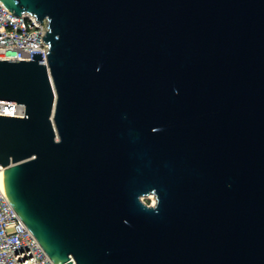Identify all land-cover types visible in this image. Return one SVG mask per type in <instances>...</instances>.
<instances>
[{
  "label": "water",
  "instance_id": "1",
  "mask_svg": "<svg viewBox=\"0 0 264 264\" xmlns=\"http://www.w3.org/2000/svg\"><path fill=\"white\" fill-rule=\"evenodd\" d=\"M1 1L50 25L0 60V168L51 260L264 264V0Z\"/></svg>",
  "mask_w": 264,
  "mask_h": 264
},
{
  "label": "built area",
  "instance_id": "2",
  "mask_svg": "<svg viewBox=\"0 0 264 264\" xmlns=\"http://www.w3.org/2000/svg\"><path fill=\"white\" fill-rule=\"evenodd\" d=\"M49 20H37L30 13L15 16L0 0V60H34L42 53L48 65ZM0 115L25 117L24 105L0 101ZM1 169V168H0ZM0 264H55L12 206L4 181L0 179Z\"/></svg>",
  "mask_w": 264,
  "mask_h": 264
},
{
  "label": "rangeland",
  "instance_id": "3",
  "mask_svg": "<svg viewBox=\"0 0 264 264\" xmlns=\"http://www.w3.org/2000/svg\"><path fill=\"white\" fill-rule=\"evenodd\" d=\"M144 203H146L149 206H155L157 204V197L154 194H151L147 197L142 198Z\"/></svg>",
  "mask_w": 264,
  "mask_h": 264
},
{
  "label": "bare ground",
  "instance_id": "4",
  "mask_svg": "<svg viewBox=\"0 0 264 264\" xmlns=\"http://www.w3.org/2000/svg\"><path fill=\"white\" fill-rule=\"evenodd\" d=\"M4 175H5V171L3 169H0V179L2 181H4Z\"/></svg>",
  "mask_w": 264,
  "mask_h": 264
}]
</instances>
